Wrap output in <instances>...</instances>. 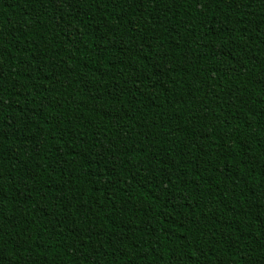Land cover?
<instances>
[{
	"label": "trees",
	"instance_id": "1",
	"mask_svg": "<svg viewBox=\"0 0 264 264\" xmlns=\"http://www.w3.org/2000/svg\"><path fill=\"white\" fill-rule=\"evenodd\" d=\"M0 264H264V0H0Z\"/></svg>",
	"mask_w": 264,
	"mask_h": 264
}]
</instances>
